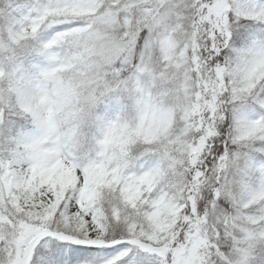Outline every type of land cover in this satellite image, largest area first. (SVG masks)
I'll return each instance as SVG.
<instances>
[{"label": "snow or ice", "instance_id": "snow-or-ice-1", "mask_svg": "<svg viewBox=\"0 0 264 264\" xmlns=\"http://www.w3.org/2000/svg\"><path fill=\"white\" fill-rule=\"evenodd\" d=\"M0 264H264V0H0Z\"/></svg>", "mask_w": 264, "mask_h": 264}]
</instances>
